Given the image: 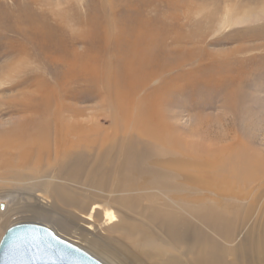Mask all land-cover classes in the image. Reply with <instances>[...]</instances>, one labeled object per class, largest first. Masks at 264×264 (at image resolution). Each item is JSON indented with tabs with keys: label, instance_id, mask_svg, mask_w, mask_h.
<instances>
[{
	"label": "bare ground",
	"instance_id": "bare-ground-1",
	"mask_svg": "<svg viewBox=\"0 0 264 264\" xmlns=\"http://www.w3.org/2000/svg\"><path fill=\"white\" fill-rule=\"evenodd\" d=\"M222 16L224 23L227 12ZM150 20H136L135 24L149 25ZM115 28L103 37L107 47L114 40L113 49L120 55V60L112 63L124 69L117 75L118 82L100 68L89 78L80 79L74 71L64 70L52 83H40L34 88V117L24 126L29 133L27 130L28 134L18 140V132L9 131L7 147H0V180L22 183L30 190L46 188L55 202L85 214L75 230L116 234L113 246L104 241L91 244L94 253L116 264H264V180L248 188L249 180L261 177L251 168L246 169L239 154L231 153L233 146L212 142L203 145L193 136V130L172 121L177 115L167 109L165 92L169 86L179 84L177 78H167V74L184 60L172 68L168 62L164 66L165 61H158L163 66L150 72L151 63H156L152 52L164 40H154L148 30L143 31L146 26L132 37V45L127 41L123 51L120 46L124 31ZM174 37L175 43L183 39ZM60 47L54 46L49 52H57ZM219 68L222 71L223 67ZM155 81L160 84L159 90L151 87ZM84 83L91 89L81 97L72 87ZM95 99L120 109L118 117L111 113L104 116L106 127L99 118L91 123L77 119L83 113L77 104ZM35 196L43 208L50 206L47 203L51 199ZM35 214L53 221L45 211ZM97 217L101 218L100 224L94 227ZM56 225L61 231L72 228L64 220Z\"/></svg>",
	"mask_w": 264,
	"mask_h": 264
},
{
	"label": "rangeland",
	"instance_id": "rangeland-1",
	"mask_svg": "<svg viewBox=\"0 0 264 264\" xmlns=\"http://www.w3.org/2000/svg\"><path fill=\"white\" fill-rule=\"evenodd\" d=\"M185 1L187 0H0V147H7L5 140L9 131L18 132V140H22V134L25 136L29 133V129L25 130L24 126L34 117L32 109L36 108L37 103L35 89L40 83H52L55 76L64 70L74 71L80 79L89 78L92 72L100 68L110 78L114 76L115 82H118L117 75L122 74L124 69H117L118 66L112 63L120 60V55L113 49L114 40L107 47L103 34H110L114 26L118 25L115 29H122L126 36H123V45L120 46L124 51L127 41L129 46L132 45V37L147 26L143 31L148 30L154 40H164L152 52L154 55L156 53V56L151 55L156 63H151L150 72L159 71L158 68L163 66L158 61H165L164 66L168 62L169 68L182 60L185 62L176 67L179 70L175 68L173 72L169 70L170 74L166 73L167 78H177L176 82L179 84L169 86L168 92H165L167 109L170 114L177 115L172 121L193 130V136L203 145L212 142L217 146H233L231 153L239 154L238 157L241 156L246 162V169L251 168L261 177L249 180L247 187L261 184L264 180V0ZM226 12L228 18L223 23L222 15ZM136 20H150L154 24L151 29L149 25L152 22L141 26L135 24ZM94 26L96 27L93 28ZM173 35L179 38L178 41L183 38L182 41L175 43L172 41ZM68 41L69 45L66 44ZM57 45L62 47L57 48V52L53 51V47ZM163 52L171 59L163 58V55L167 56ZM53 56H58L59 59L53 60ZM123 56L127 59L126 55ZM220 66L224 70L221 68V71ZM130 79L135 80L133 76ZM183 79L184 82L181 81ZM78 86L80 87L74 86L72 89L79 91L81 97H86L91 86L85 83ZM151 87L158 89L160 84L155 81ZM77 105L83 109L80 114L82 116L77 118L80 122L91 123L99 118L106 127L108 122L104 116L110 113L119 116V108L104 106L97 99ZM83 115H86L85 118ZM127 121L130 122V119L127 118ZM3 129L8 131L2 132ZM27 187L22 183L0 180V204H3V208H0V239L13 224L37 223L49 227L55 234L83 249L102 264H116L94 253L91 246L93 243L100 244L101 241L113 246L118 237L116 234L106 231V234L104 231L100 233V230L90 234L86 230L87 233L81 229L75 230L81 222L80 216L85 214L74 212L55 202L48 196L46 188L30 190ZM35 194H39L43 200L51 199V203H47L50 206L43 208L44 205L38 203L40 198ZM111 209L114 210L113 207ZM38 211L47 212V216H52L53 221L39 217L35 214ZM75 214L79 216L78 219ZM59 220L66 221L74 230L70 228L61 231L56 225ZM100 220V217L95 218L93 226L97 222L99 225Z\"/></svg>",
	"mask_w": 264,
	"mask_h": 264
},
{
	"label": "water",
	"instance_id": "water-1",
	"mask_svg": "<svg viewBox=\"0 0 264 264\" xmlns=\"http://www.w3.org/2000/svg\"><path fill=\"white\" fill-rule=\"evenodd\" d=\"M0 208H3V204H0ZM0 264L102 263L47 226L16 223L0 239Z\"/></svg>",
	"mask_w": 264,
	"mask_h": 264
}]
</instances>
